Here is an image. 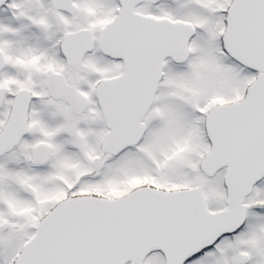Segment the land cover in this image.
Wrapping results in <instances>:
<instances>
[{
    "label": "snow or ice",
    "instance_id": "obj_1",
    "mask_svg": "<svg viewBox=\"0 0 264 264\" xmlns=\"http://www.w3.org/2000/svg\"><path fill=\"white\" fill-rule=\"evenodd\" d=\"M0 264H264V0H0Z\"/></svg>",
    "mask_w": 264,
    "mask_h": 264
}]
</instances>
